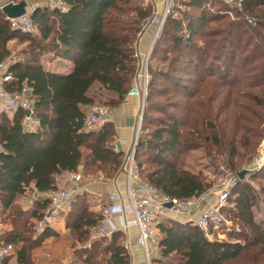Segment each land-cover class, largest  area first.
<instances>
[{"label": "trees", "instance_id": "obj_1", "mask_svg": "<svg viewBox=\"0 0 264 264\" xmlns=\"http://www.w3.org/2000/svg\"><path fill=\"white\" fill-rule=\"evenodd\" d=\"M22 1H0V63L12 55L10 44L17 42L25 44L29 56L73 64L72 71L63 75L43 66L32 67L33 63L23 69L17 62L8 70L12 79L4 83L8 95L31 90L38 127L27 129V110L22 106L12 119L0 115V210L12 222V230L2 240L14 247L17 264H37L35 251L59 236L48 229L35 238L29 222L40 220L50 202L40 200L27 213L15 206L30 191L50 194L60 174L77 173L81 166L86 175L102 174L109 180L123 172L126 153L113 150L114 125L107 122L98 132L85 128L87 108L95 105L89 92L99 84L117 97L107 106L114 108L124 101L140 70L135 56L138 34L156 11L150 2L144 7L147 0H61L67 11L49 6L34 10L37 34L31 35L13 30L2 9ZM201 4L199 0L186 3L178 19L169 17L153 48L136 149L142 177L163 195L179 200L200 197L210 187L200 175L182 169L179 159L203 138L198 122L208 126L214 115L232 106L264 123V115L254 110L256 106L264 111V0H246L244 14L236 13L238 21L209 13L201 17L195 12ZM246 15L256 20V27L246 21ZM238 122L236 131H249ZM190 124L193 127L187 134L184 129ZM246 141L249 146L250 140ZM236 143L235 139L231 142L233 156ZM260 177L264 181L263 169L252 179ZM260 200L258 189L241 181L221 210L238 228L229 234L235 242H210L193 224L167 220L160 226L162 263L227 264L258 247L264 254V220L255 219ZM94 206L90 195L82 193L67 215V227L78 243L87 245L91 230L102 219L103 210L93 211ZM83 253L85 264H102L107 255L110 264L131 263L122 232L95 241ZM38 264L44 263L39 260Z\"/></svg>", "mask_w": 264, "mask_h": 264}, {"label": "built area", "instance_id": "obj_2", "mask_svg": "<svg viewBox=\"0 0 264 264\" xmlns=\"http://www.w3.org/2000/svg\"><path fill=\"white\" fill-rule=\"evenodd\" d=\"M29 1V0H23ZM195 0H167L166 7L160 14H155L151 19H147L149 25H154L158 30L164 27L167 19L172 17L178 19L181 14L186 11V3ZM208 4L211 0H199ZM213 1V0H212ZM226 5L230 15L234 21H238L236 13L244 14L246 0H220ZM16 4L14 2H10ZM8 3V4H10ZM147 5V4H146ZM49 7L61 12L67 11V6L61 0H50ZM3 9V8H2ZM34 10H28V13L18 19H9L11 28L23 34H37L36 25L32 21ZM250 24L256 27L257 22L251 20L248 16L245 17ZM157 35V34H156ZM189 36V35H187ZM158 38V35L157 37ZM156 39L151 46L149 53L141 56L139 63L140 70L138 72V80L140 81L139 88H132L130 95L140 96L146 100L148 84L150 80L149 63L150 56ZM18 62L16 55H11L6 61L0 63V69L8 72L10 67ZM12 79L10 75H6L3 79L4 83ZM21 95H6L0 93V115L14 114L19 108ZM109 108L107 106H93L85 119V128L87 131H100L109 120ZM144 114V106L141 115V125ZM140 133L138 134L134 147L130 153L126 154V160L123 165V173L127 178L126 195L123 196L115 193L111 196V203L103 209L102 219L98 226L94 228L90 234V241L86 248H91L95 241L110 239L118 232H125L131 227L138 228L137 246L142 250L146 261L144 264H155L151 253V244L156 242L160 233V226L166 220L169 214L186 216L192 218V224L196 226L206 238L213 236H221L225 229L230 230V225L225 220L222 209L220 207H204V195L190 200H179L163 195L150 182L146 181L141 174V169L136 161V149L139 141ZM114 152H122L119 145L113 147ZM260 158H256L254 163L249 168H261L264 166V144H262ZM83 176L77 173H62L55 181V190L49 194V206L44 211L42 218L36 223V230L40 233L44 232L48 227L59 222L63 212L70 208L74 202V191L67 189L66 184H78ZM229 183L224 185L222 189L223 195L227 194ZM199 213L197 218H193L195 213ZM120 218V226L115 224V218ZM4 232L2 225L0 226V264H7L15 257V249L11 245H7L3 240ZM129 251V247H126Z\"/></svg>", "mask_w": 264, "mask_h": 264}, {"label": "rangeland", "instance_id": "obj_3", "mask_svg": "<svg viewBox=\"0 0 264 264\" xmlns=\"http://www.w3.org/2000/svg\"><path fill=\"white\" fill-rule=\"evenodd\" d=\"M3 1L4 0H1V2ZM166 2L167 0H163V5H162L163 10L166 7ZM146 4H148L147 1L144 3V7H147ZM198 9L199 10H195V12L199 14L201 17H204L207 13H209L214 16H227L232 21H234V18L229 13L230 11H228L229 9H227L226 5H224L220 0H213V1L211 0L206 5L204 2H202L201 6L198 7ZM261 10L264 11V8ZM156 12L154 14H156ZM160 13L162 12H157V14ZM260 14L261 12L260 10H258L257 15ZM154 16L149 18L152 19ZM246 16H248L251 20L256 21L251 16L249 15ZM247 22L249 23V21ZM147 23L148 20L143 22L141 26V32L138 34L139 40L137 44H135L136 47L134 46L135 56L138 59H140L142 55L147 56L155 39L156 42L154 46L156 45L157 41L160 39L164 29L163 27L158 34L157 32L159 28H157L152 24L149 25ZM250 25L254 27L252 24ZM147 33L148 36L145 37ZM156 34L158 35V38H156L157 37ZM149 36H151L150 41H149ZM144 37L146 41L150 42V44L148 43L149 44L148 49H146L144 53H141L138 50L137 46L141 41V39H143ZM20 47H21L19 48L20 51L17 50L15 52L16 55L18 54L26 55L24 49L25 44H20ZM38 64L39 63H37V65ZM34 65H36V63ZM152 66L153 67L156 66L155 60L153 61ZM103 90L104 89L100 88L99 86H95L91 91L92 96L96 99V104L94 105L96 107L107 106V104L111 101V99L105 94ZM242 91L243 93L249 92L248 90H244V89H242ZM250 93L255 94L256 92L253 91ZM219 98H221V102H222L223 95H221V97ZM242 100L243 99L240 98H235V99L230 98L229 101L231 102L240 101L241 104L243 103L248 104L247 102ZM26 102L27 103L24 102L25 104L22 107L25 110H27V112L29 111L31 112L30 116L27 117V123L29 124L30 121L32 123L33 122L37 123L36 118L34 117L33 114L32 103L30 101H26ZM158 102H163V101L159 100ZM254 110L260 113L261 116L264 115V111H262L261 108L255 106ZM177 116L179 118H183V113L177 112ZM156 117H160V115H156ZM211 119L212 120L210 121V123H208V126H205L204 123L201 121L197 123L198 128L201 130V135L203 136V138H200L199 140L200 142H198V147L196 149L191 151L188 150L187 152H184L183 154L179 155L180 163L182 164L181 168L193 174L200 175L202 179L207 184L210 185L209 190L205 194H203L205 200L204 207L207 205V202H209L210 206L208 207H215V208L220 207L221 209L226 208L228 204V200L232 196L233 190L241 181L254 185L256 189H258V192L261 193L259 209L255 213L256 216L255 219L258 222H261L262 220H264V191L262 190L264 187V181L262 177L257 178L255 180H253L252 177L262 169L264 170V166L256 169L249 168V166H251L254 163L256 158H260L262 154L260 148L262 144H264V123L261 124V121H258V119L255 116H253L251 113L247 111H243L241 108L235 109L232 106L223 108L217 117L214 115ZM239 119L240 122H238ZM237 122L240 125V127H247L249 131L247 132L243 130L236 131L235 127L237 125L236 124ZM258 125H260V127ZM192 127L193 126L191 124L188 125L187 128L184 129L185 133L189 134L191 132ZM151 130L153 129L151 128ZM234 139L237 142L235 144L237 148L235 156L232 155V147H231V142ZM247 139L250 140L249 146L247 145V141H246ZM147 168H150V166L148 165ZM82 172L84 174L86 173L84 168ZM243 172L245 173V177L244 180L240 181L239 175ZM84 174H81L83 176L82 177L83 179H88L89 177L93 181H97L96 179L99 180V178L102 177L105 181L109 180L107 176L102 174L101 177L99 175L88 176L86 174L85 176ZM228 183H229V188H228L229 191L227 192V194L223 195L222 189L224 188V185ZM124 192L125 189L123 193ZM123 196H125V194H123ZM25 197L26 198H23V201L25 200L26 203L29 202L30 207L28 208H31L30 210H33L34 205H36V202H34V200L36 199V194L30 191ZM94 199L95 196L93 194H90V200L95 205H98V207L94 206L95 208H92L96 212L103 210L109 205L105 199H102L101 203L96 199L95 200ZM41 201L44 202L45 200L42 199ZM21 202L22 201L19 200L15 207H17L18 209H22L23 205L21 204ZM224 218L226 221L229 220L226 219L225 216ZM180 219H183L184 223H189V220L190 221L192 220V218H188V217H184V218L180 217ZM38 221L39 220L34 221V223L32 224L31 222H29V227L31 228L30 232L33 233L35 238L40 237V235L43 234L48 229L52 230L50 227H48L44 232L40 233L38 230H36V223ZM166 221L167 220H164L163 223H166ZM227 222L230 225V230L227 228L224 230L221 236H213L207 239L210 242H235L233 241L234 239L229 237V234L232 230L236 231L238 228L236 227L234 222L232 221H227ZM11 224L12 222L8 220L7 215H3L0 210V226L2 225V232H4L3 236H5V234L8 231L12 230V227L10 226ZM66 228H67L66 232L63 235H60L57 238L58 240L56 239L53 242L52 240H48L47 242L42 244L40 249L35 251L34 255L36 256L37 264L39 260H42L44 264H66V263L85 264L84 258L86 255L83 253V251L84 248H86V244L76 242L74 236L69 231L67 226ZM160 236L161 234L159 233V237L155 243H159ZM103 240H109V239H103ZM89 241H90V237H89ZM261 250L262 247H258L249 252H245L244 254L241 255L240 258L231 261L227 264H264V254H262ZM109 258H110L109 255L103 257L102 264H110Z\"/></svg>", "mask_w": 264, "mask_h": 264}, {"label": "crops", "instance_id": "obj_4", "mask_svg": "<svg viewBox=\"0 0 264 264\" xmlns=\"http://www.w3.org/2000/svg\"><path fill=\"white\" fill-rule=\"evenodd\" d=\"M1 1V0H0ZM6 1V0H4ZM3 1V2H4ZM49 1L50 0H29L28 1V8L29 10H35L36 8H44V7H48L49 6ZM147 2L151 3L154 5L155 11L157 12H162L163 8V0H147ZM3 5V4H2ZM150 34V33H149ZM148 36V33L145 35V37ZM145 37L143 39H141V41L139 42L137 48L141 53H144V51H146V49H148L150 42L145 40ZM151 40V36H149V41ZM149 43V44H148ZM148 44V45H147ZM10 48L12 51V55H16V51H20L19 48L20 44L17 42H13L10 44ZM18 57V62H20L22 65L23 69H26L28 67H30V64L33 63L36 65L32 66V67H38V66H43L46 70L57 73V74H69L72 71L73 68V64L71 62H67V61H60V60H52L48 57H35V56H29L27 53L25 54H18L16 55ZM139 63H140V59ZM37 63H39L37 65ZM8 74V72H5L4 70L0 69V93H4L7 95V92H5L4 89V81L3 79L5 78V76ZM95 86H99L100 88H102L99 84H96ZM94 86V87H95ZM93 87V88H94ZM140 87V81L137 79L135 80L134 86L133 88H139ZM92 89L89 92V95L91 98H93L95 100V104H96V99L92 96L91 94ZM105 92V94L111 99V100H116L117 97L114 94H111L105 90H103ZM31 90H26L24 92V94L21 95V100L19 102V106H23L25 103H27L26 101H31ZM25 102V103H24ZM143 106L145 108L144 105V100L142 97L140 96H132L129 94L126 96V98L124 99V101L112 108L110 106H108L109 108V120L108 123H111L112 125H114V130H115V142H114V146L115 145H119L121 148V151L124 153H130L134 147L136 138L138 136V134L141 131V115H142V110H143ZM90 108H87V113L89 112ZM12 115V116H10ZM8 115V117L10 119L13 118L14 114H10ZM143 120V119H142ZM37 122V121H36ZM38 127V124L35 122H29V124L27 123V129L31 130V131H36ZM83 166L80 167L79 171L77 172V174H84L82 172L83 170ZM85 175V174H84ZM86 176V175H85ZM99 176L101 177V174H99ZM97 181H93L91 178L88 177V179H83L80 183L78 184H66L65 187L67 189L73 190L74 194H73V199L75 201L76 196L82 193H87V194H93L95 196V199L97 201H99L101 203L102 199H105L108 204L111 203V196L115 193H119L121 195L125 194L126 195V186H127V178L124 175V173L122 172L121 174H119L116 178H114L113 180H104L102 177L98 179H96ZM125 189V192L123 193ZM33 193L36 194V199L34 200V202H39V200L42 199H47V197L49 196V193L46 194H39L36 191H33ZM94 199V200H95ZM21 204L23 205L22 207V212L23 213H27L31 208L29 202L26 203V201L21 200ZM25 205V207H24ZM73 205V204H72ZM96 207H98V205H95ZM210 206L209 202H207V205L205 207ZM72 206L70 208H68L65 212L62 213L59 222L56 223L55 225H53V227L51 228L52 231H54L56 234H58V236L63 235L67 228V224H66V218L67 215L69 213V211L71 210ZM95 208V207H93ZM93 210V209H92ZM95 211V210H93ZM199 215V213H195V215H193V218H197V216ZM180 217H186V216H179V215H172L169 214L166 218V220H177L180 221L182 223L183 219H180ZM34 221H37V219H33L32 223H34ZM192 221L189 220V223L191 224ZM115 224L117 226H120V218L116 217L115 218ZM9 232V231H8ZM124 239H125V246L129 247V254L131 256V263L130 264H144L146 261V257L144 256L142 250L137 246V238H138V228L137 227H131L130 229H128L125 232H122ZM155 243V242H154ZM152 243L151 244V253L152 256L154 258V262L155 264H163V260L161 257V250L159 248V243ZM68 262V261H66ZM65 263V262H64ZM7 264H17V257L15 256L14 258H12ZM69 264V263H66Z\"/></svg>", "mask_w": 264, "mask_h": 264}, {"label": "water", "instance_id": "obj_5", "mask_svg": "<svg viewBox=\"0 0 264 264\" xmlns=\"http://www.w3.org/2000/svg\"><path fill=\"white\" fill-rule=\"evenodd\" d=\"M28 2L27 1H22L21 3L18 4H6L5 6H3V12L6 14L8 20L9 19H18L24 15H26L28 13L29 10V6H28ZM31 114V112H27V116L29 117ZM245 177V173H241L239 175L240 181L244 180Z\"/></svg>", "mask_w": 264, "mask_h": 264}]
</instances>
